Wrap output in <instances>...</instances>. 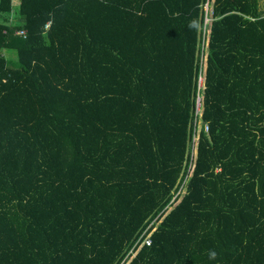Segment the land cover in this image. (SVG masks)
I'll list each match as a JSON object with an SVG mask.
<instances>
[{
  "label": "trees",
  "instance_id": "16d2710c",
  "mask_svg": "<svg viewBox=\"0 0 264 264\" xmlns=\"http://www.w3.org/2000/svg\"><path fill=\"white\" fill-rule=\"evenodd\" d=\"M13 2L0 264H264L259 0Z\"/></svg>",
  "mask_w": 264,
  "mask_h": 264
},
{
  "label": "built area",
  "instance_id": "2783aa9c",
  "mask_svg": "<svg viewBox=\"0 0 264 264\" xmlns=\"http://www.w3.org/2000/svg\"><path fill=\"white\" fill-rule=\"evenodd\" d=\"M209 5H210V0H208L207 4H205V6H204V10H205V21H204V25H208V24L211 23V20L208 18V16H211L212 15V11L210 10V6ZM48 25H50V24H47L45 26V28L48 27ZM16 34L17 35H20V36H22L24 38L27 37V32L25 30L17 31ZM203 83H204V79L202 77H200L198 79V88L199 89H203L204 88ZM199 106H200V98L197 97V100H196V110L197 111H199Z\"/></svg>",
  "mask_w": 264,
  "mask_h": 264
},
{
  "label": "rangeland",
  "instance_id": "374dc122",
  "mask_svg": "<svg viewBox=\"0 0 264 264\" xmlns=\"http://www.w3.org/2000/svg\"><path fill=\"white\" fill-rule=\"evenodd\" d=\"M17 2H19V0H16ZM13 2V4L14 5H19V3H17V2ZM259 2H260V6L262 7V8H264V0H259ZM205 46H208L207 44H205ZM10 55H11V57H12V64H15V54L13 53V52H10ZM205 58H207V57H204V59H203V63H204V65H205ZM182 194H184V191L182 192Z\"/></svg>",
  "mask_w": 264,
  "mask_h": 264
},
{
  "label": "crops",
  "instance_id": "0c3cea01",
  "mask_svg": "<svg viewBox=\"0 0 264 264\" xmlns=\"http://www.w3.org/2000/svg\"><path fill=\"white\" fill-rule=\"evenodd\" d=\"M16 0H14V2H15ZM17 2V1H16ZM17 3H19V2H17Z\"/></svg>",
  "mask_w": 264,
  "mask_h": 264
}]
</instances>
